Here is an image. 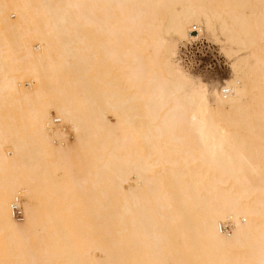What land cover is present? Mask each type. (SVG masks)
I'll use <instances>...</instances> for the list:
<instances>
[{
  "label": "bare ground",
  "instance_id": "bare-ground-1",
  "mask_svg": "<svg viewBox=\"0 0 264 264\" xmlns=\"http://www.w3.org/2000/svg\"><path fill=\"white\" fill-rule=\"evenodd\" d=\"M0 264H264V0H0Z\"/></svg>",
  "mask_w": 264,
  "mask_h": 264
},
{
  "label": "rangeland",
  "instance_id": "rangeland-1",
  "mask_svg": "<svg viewBox=\"0 0 264 264\" xmlns=\"http://www.w3.org/2000/svg\"><path fill=\"white\" fill-rule=\"evenodd\" d=\"M175 37V35H172L173 39H176ZM199 40L201 41L189 45V48L187 49L184 46L195 40L185 39L179 41L178 52L175 59L190 77L194 80H201L207 84V90L211 96V102L214 103V92H221V89L225 86V81L232 77L231 65L233 62V56L230 57L231 54L228 53L229 47L232 44L225 41L216 42L211 38L208 39L206 36L204 37V35L203 38ZM181 50V54L186 60V64L191 66V69H188L184 62L180 61L181 58L179 55ZM197 62L201 63L192 69ZM227 89L231 95L235 93L233 87L227 86ZM63 126L64 132L68 134L69 143H73L75 135L72 132L70 125L66 123Z\"/></svg>",
  "mask_w": 264,
  "mask_h": 264
},
{
  "label": "built area",
  "instance_id": "built-area-1",
  "mask_svg": "<svg viewBox=\"0 0 264 264\" xmlns=\"http://www.w3.org/2000/svg\"><path fill=\"white\" fill-rule=\"evenodd\" d=\"M199 56V55H198ZM203 62V60H202ZM199 63L201 62H197L195 63L194 67L192 69H194L195 67H197L199 65ZM12 212H13V216L18 220V221H22L24 218V213L23 210L21 208V206L18 203V200H16L13 205H12ZM225 231L229 229L228 226L223 228Z\"/></svg>",
  "mask_w": 264,
  "mask_h": 264
}]
</instances>
